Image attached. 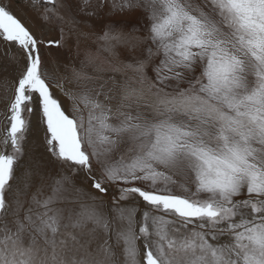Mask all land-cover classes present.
I'll return each instance as SVG.
<instances>
[{
  "label": "snow or ice",
  "instance_id": "obj_1",
  "mask_svg": "<svg viewBox=\"0 0 264 264\" xmlns=\"http://www.w3.org/2000/svg\"><path fill=\"white\" fill-rule=\"evenodd\" d=\"M28 4L59 38H38L0 0V39L25 61L0 137V264H264V0H101L144 20L104 30L103 50L122 43L132 59L101 68L86 53L75 90L53 84L40 49L78 39L86 21L72 0ZM34 108L51 160L18 175ZM52 163L48 193L42 182L22 200L18 182ZM113 186L115 245L94 249L96 230L111 232L101 197Z\"/></svg>",
  "mask_w": 264,
  "mask_h": 264
},
{
  "label": "rangeland",
  "instance_id": "obj_2",
  "mask_svg": "<svg viewBox=\"0 0 264 264\" xmlns=\"http://www.w3.org/2000/svg\"><path fill=\"white\" fill-rule=\"evenodd\" d=\"M5 2L10 3L12 11L38 38L44 39L45 42L59 38L58 29L54 26L57 22L53 21L48 23L43 21L41 16L29 7L28 0H5ZM81 2L82 0H72L73 14L76 15L78 20L86 21V23L81 24L84 35H80L78 39L75 35L71 36L62 47L48 46L47 43H45L40 49L44 59L45 71L49 79L55 84L56 80L61 76L66 77L67 79L62 81L66 90H75V85L71 82V69L72 67L79 69L80 62L85 60L86 53H90L93 64L101 68L107 67L105 63L107 59L130 61L132 59L131 54L122 43L115 44L112 52H105L103 50L105 42L101 39V36L104 30L109 26L126 29L131 26L133 20L139 19L141 23H143L144 20L143 14L139 11L132 14H122L112 12L108 6L101 9L98 7L101 0H90V6L86 7L83 12L77 13V6H79ZM48 6L50 7V5ZM90 11H95L96 15L91 17L87 16L86 13ZM24 63L23 54L20 50L15 45L10 46L7 42L3 41V39H0V137L4 135L7 123L5 117L7 113V103L10 101L13 93L12 84L17 79L19 71L23 68ZM89 71H93V68L90 67ZM55 91L57 96L61 99L63 106L70 111L72 101L67 95L60 92L59 89H55ZM29 120L30 131L28 133L27 150L25 156L20 161L21 167L20 170H18V175L29 166L33 157L39 154L36 145H40L41 152L43 151L42 153L51 160V157L47 156V153H44L43 133L42 131H38V115L35 108ZM118 154L125 153L121 152ZM59 170L60 166L52 163L48 168L47 174L43 176L34 174L28 181L27 188H25L24 181H19L21 199L30 201L31 195L36 192L42 182L45 185L43 192L47 194L49 191L47 186L51 184L52 178L57 175ZM77 184L80 187H85L86 191H92L86 187V182L81 183L79 178L77 179ZM116 195H118V190L113 186L110 187L107 194L101 197V199L105 201L101 211L106 213L110 220L111 232L106 235L103 230L97 229L94 234L95 239L92 243L94 249L102 245L105 240L108 241L109 245H115V231L118 230L120 224L118 221L114 220V213L108 212V207L112 198ZM113 250L118 254L120 253V248L114 247ZM120 258L121 260L123 259L122 254Z\"/></svg>",
  "mask_w": 264,
  "mask_h": 264
},
{
  "label": "bare ground",
  "instance_id": "obj_3",
  "mask_svg": "<svg viewBox=\"0 0 264 264\" xmlns=\"http://www.w3.org/2000/svg\"><path fill=\"white\" fill-rule=\"evenodd\" d=\"M118 17H119V15H118ZM90 33H91V32H90ZM73 62H74V61H73ZM38 144H39V143H38ZM36 146L38 147V152H39V154H41L43 151L41 152V150H40V145H36ZM38 152H37V153H38ZM39 154H38V155H39ZM44 156H45V159H48V160H49V158L46 157V155H44ZM47 156H48V155H47ZM113 193H114V192H113ZM111 195H112V194H111ZM111 198H112V197H111ZM118 226H119V225H118Z\"/></svg>",
  "mask_w": 264,
  "mask_h": 264
}]
</instances>
